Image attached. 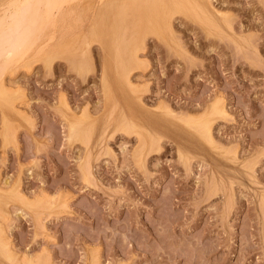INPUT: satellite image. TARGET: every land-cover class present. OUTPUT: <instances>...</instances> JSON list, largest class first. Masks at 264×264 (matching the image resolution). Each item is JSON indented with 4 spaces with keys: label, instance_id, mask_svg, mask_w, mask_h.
I'll list each match as a JSON object with an SVG mask.
<instances>
[{
    "label": "rangeland",
    "instance_id": "rangeland-1",
    "mask_svg": "<svg viewBox=\"0 0 264 264\" xmlns=\"http://www.w3.org/2000/svg\"><path fill=\"white\" fill-rule=\"evenodd\" d=\"M84 3L2 77L0 264H264V0Z\"/></svg>",
    "mask_w": 264,
    "mask_h": 264
},
{
    "label": "bare ground",
    "instance_id": "bare-ground-1",
    "mask_svg": "<svg viewBox=\"0 0 264 264\" xmlns=\"http://www.w3.org/2000/svg\"><path fill=\"white\" fill-rule=\"evenodd\" d=\"M86 1L87 0H1L0 2V104L6 105L8 101H9L8 103H10V101L12 100L11 98L16 93V91H11L12 89L10 90L5 86L4 82L2 81L3 74L7 70L9 71L12 66L16 68V64L17 65L20 64L21 62L19 61L21 60L25 59L30 61L34 59L32 57L39 58L41 56H45L47 59L51 60L56 55H58L61 52L60 51L61 47H64L62 45L64 42L63 40H65L64 37L66 36V35L63 36V34L60 31V28L65 27L64 25H67L66 23L67 21L69 23L71 17L74 18L73 14L74 15L76 14L77 15L76 17H79L78 15H81L82 12L84 11L85 13L88 12L89 7L86 3H84ZM130 1H131L132 13L135 16L134 23H138L139 19H137L136 15L139 12H141V10L150 8L149 0H130ZM137 8L139 9L137 10ZM59 32L62 35H59L60 34ZM68 37H70V35ZM127 54L128 57H130V59L132 60L134 59L133 57L135 56V54L134 51L131 49V47L129 48L127 47ZM8 94H10L9 95L10 97L7 96ZM6 96L9 99L7 102H6L7 99ZM16 97H17V93L15 94L13 99L14 98L16 99ZM216 109L218 112L220 111L219 107L215 108V112ZM206 124H208V122ZM9 138L10 137L8 136L5 138L6 143L7 141H9ZM0 196H1V189H0ZM26 203L28 205V202ZM32 204L33 203H31V205ZM34 204L32 206H35ZM3 235H4L3 229L0 227V247L3 249H7V243L4 241V239L1 238ZM40 257H36L34 258V260H30L28 264H45L44 263L45 259H42L43 257L42 258ZM26 259L28 260V258Z\"/></svg>",
    "mask_w": 264,
    "mask_h": 264
}]
</instances>
